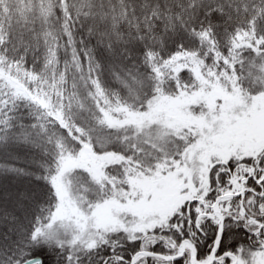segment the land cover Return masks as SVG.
Wrapping results in <instances>:
<instances>
[{
	"label": "snow or ice",
	"instance_id": "6c2138e0",
	"mask_svg": "<svg viewBox=\"0 0 264 264\" xmlns=\"http://www.w3.org/2000/svg\"><path fill=\"white\" fill-rule=\"evenodd\" d=\"M0 264H264V0H0Z\"/></svg>",
	"mask_w": 264,
	"mask_h": 264
}]
</instances>
